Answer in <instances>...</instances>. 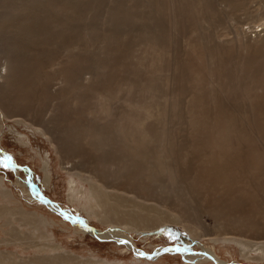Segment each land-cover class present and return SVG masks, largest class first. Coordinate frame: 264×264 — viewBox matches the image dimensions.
<instances>
[{
  "label": "bare ground",
  "instance_id": "6f19581e",
  "mask_svg": "<svg viewBox=\"0 0 264 264\" xmlns=\"http://www.w3.org/2000/svg\"><path fill=\"white\" fill-rule=\"evenodd\" d=\"M103 1L0 0V108L6 114L14 112L11 117L27 122L30 120L19 113H29L30 107L37 100L46 103L45 114L50 111L51 115H44L41 124L31 123L35 129L50 136L59 147H62L59 142L62 143L65 147L61 148L62 154L70 159L67 161L72 162L71 166L65 167L75 177L70 181L72 191L75 193L79 187L77 182L83 185L88 182L89 207L95 210L96 215H102L104 220H110L115 206L110 203L111 198L103 194L105 185L114 189L119 184L121 187L133 185L135 188L152 187L155 191H164L176 183L173 179L176 173L175 160H170V165L162 163L168 158L163 146L165 134L173 126L172 120H176L172 119L165 129H158L156 126L154 128L158 130L146 129L140 111L133 113L128 108L131 101L141 103V95L131 97V101L127 98L116 100L112 90L113 78L118 77L116 74L104 69L101 70V75L92 73L91 77L86 76L88 74L85 73V68L88 63L124 65L136 58L134 53L127 54L124 51V48H130L131 42L122 41L121 37L137 33L131 32L130 26L126 25L129 14L127 3L122 0L121 3H118L120 0L104 1L103 20L107 27H99L97 24L86 27L85 41L80 43L81 36L74 32L73 26L84 20L86 11L92 8L94 10ZM135 1L149 12L158 11L160 21L176 19L178 0ZM222 2H226L228 6L239 3L238 0ZM192 6L217 12L211 0H179V9L182 11L189 10ZM261 11L264 12V4ZM184 20L191 23L192 31L200 34L201 23L198 18L190 14L184 16ZM163 27L165 26L161 23L153 25L149 17L141 18L140 31L149 34L151 42L158 35L167 36L176 32L174 25H169L165 32H157ZM121 28L126 30L121 32ZM250 30L256 38L264 36L263 26ZM206 37L209 39L207 35ZM109 49H114L113 61L107 57ZM56 50L60 51L58 57L54 55ZM217 52L220 58L225 59L226 54L222 49ZM206 56L207 61L215 65L214 71L220 79H227V66L217 64L211 53L206 52ZM179 57L182 60H177ZM190 59L200 61L202 54L193 56L192 52H182L177 57L168 55L165 60L166 74L163 75L165 92L154 87L153 95L160 99L170 94L171 110L176 111V116L180 120H188L190 116L192 126L200 124L202 127L203 137L201 141L197 140L203 148L208 149L205 160L210 161L183 175V178L191 180L193 186L188 191L187 198L198 204L202 213L192 215L182 201H165L180 214L179 217L168 214L158 203L154 206L136 203L141 213L130 214L127 219L133 221L132 226L135 228H150L167 220L183 221L193 217L198 220L194 234L201 236L206 231L200 220L202 215H216L217 224L232 236L224 240L237 241L247 256L251 255L252 250L262 256L264 192L260 197L251 182H264V59L252 62L245 69H236L240 77L261 81L255 88V95L248 98L249 105L237 106H232L233 97L226 93V86L222 81L215 85L213 95L209 98L201 82L208 70L205 66H189ZM135 67L136 63L132 65V68ZM97 68V65L93 67ZM58 83L60 86L56 87ZM234 96L247 101V96L241 93L235 92ZM234 108L245 110L243 113H246V119L240 114H232ZM197 114L206 120H198ZM234 140L237 141L235 146ZM116 152L117 157L111 160ZM217 154L222 160H217ZM0 155H4L1 149ZM87 164L95 165V170L99 172L96 182L91 181L95 177L86 174L83 169ZM48 166L45 161L43 168L46 182L50 180ZM11 198L10 190L0 185V244L23 245L27 252L36 249L41 254L22 257L13 249L0 248V264H107L92 258H76L63 251L42 234V224L53 223L37 217L34 212L29 213L21 207L11 206L7 202ZM48 205L51 207V204ZM55 210L61 211L56 206ZM83 225L87 231L101 237L123 241L127 236L115 229L109 228L102 232L92 229L86 222ZM250 233L259 237H255L253 241ZM204 249L201 252L203 257L214 259L217 263L221 261L216 259L218 257L214 251Z\"/></svg>",
  "mask_w": 264,
  "mask_h": 264
},
{
  "label": "rangeland",
  "instance_id": "374dc122",
  "mask_svg": "<svg viewBox=\"0 0 264 264\" xmlns=\"http://www.w3.org/2000/svg\"><path fill=\"white\" fill-rule=\"evenodd\" d=\"M104 1L106 2V0ZM104 1L101 5L94 7V10L92 8V10L86 11L84 20L73 26L74 32L81 36L80 43L85 41L86 27L96 24L99 27L106 26L103 20ZM122 1L127 3L126 8L129 14L126 25L130 26L131 32L137 34L121 38H123L122 41L131 42L130 48H124V51L127 54L134 53L135 60L124 65H109L107 63L99 65L91 62L87 64L85 73L88 74L86 76L91 77L92 73L101 75V70L105 69L116 74L118 77H114L112 82L113 96L116 100L127 98L131 101V97L141 95L143 101L141 103L131 101L128 108L133 113L140 111L146 129L156 130L155 126L158 129H165L172 119L176 120V122L172 120L173 126L165 134L163 146L168 158L162 161L163 164L170 165V160H175L176 173L173 179L176 180V183L164 191H155L152 187L135 188L133 185H124L123 183L125 187L116 184L117 189L105 185L103 194L111 198L110 203L114 204L115 210L112 211L110 220H104L102 215H96L95 210L89 207L90 185L88 182L84 185L77 182L79 187L76 188L75 193L72 191L70 181L75 177L73 172L65 168L71 166L72 162L67 161L70 159L62 154L61 148H65L62 143L59 142L62 146L59 147L50 136L35 129L31 123L41 124L44 115L45 117L51 115L50 111L45 114L46 103L43 100H37L30 107L29 113H19L30 120L27 122L20 121L15 116L11 117L10 115L14 112L6 114L0 108V149L4 154L0 155V185L4 189L10 190L12 198L7 202L15 208L21 207L29 213H36L37 217L52 222L53 225L47 222L42 224L43 236L76 258H92L107 264H264V255L262 258L259 253L252 250L249 257L237 241L224 240V238H232V236L217 224L218 216L216 215H202L200 220L204 223L206 231H203L204 234L201 236L194 234L193 230L198 220L193 217L186 219L187 221L167 220L150 228H135L132 226L133 221L127 219L130 214L141 213H139L140 209L136 203H143L147 206H154L155 203H158L159 207L168 214L179 217L180 214L165 201H182L192 215L202 213V208L187 198L188 191L193 188L191 180L187 177L183 178L188 170L199 169L204 163L210 161L205 160L208 149L203 148L197 140L201 141L203 137L202 127L200 124L192 126L190 124L192 117L190 116L188 120L184 118L180 120L179 116H176V111L171 110V95L166 94L168 97L159 99L153 95L154 87L165 92L163 75L166 74L165 60L168 55L177 57L182 52H192L195 56L201 53L202 60L190 59L188 65L207 68L208 74L201 82L207 90L209 98L213 95L215 85L222 81L226 86V93L233 97L232 106L249 105L248 98L255 95V88L261 84V81L240 77L236 73V69H245L252 62L264 59V36L256 38L254 33L250 32V29L264 27V12L261 11L264 0H238V4L231 6L222 0H211L217 8L216 13L195 6L182 11L179 9L178 0L176 2V19L172 21L169 19L160 21L158 11L149 12L138 1ZM122 1L120 0L118 3ZM190 14L198 18L201 23L199 25L200 34L192 31L191 23L184 20V16ZM146 17L150 18L153 25L161 23L165 26L158 29L157 32H165L169 25H174L176 32L167 36L158 35L156 40L151 42L149 34H143L140 31L141 18ZM125 30V28L119 29L121 32ZM219 49L225 52V59L218 55ZM94 52L98 53V50ZM206 52L212 54L217 64L222 63L227 66L226 70L229 72L227 79H220L214 71L215 65L207 61ZM113 54L114 49H109L107 57L112 61ZM54 55L58 57L60 51L56 50ZM91 55L96 56L94 53ZM179 59L182 60L181 57L177 58V60ZM226 59L227 61H225ZM135 63L137 67L132 68ZM96 65L98 68L93 69ZM46 71L47 69H45ZM91 85L98 86L97 84ZM59 86L58 83L56 87ZM235 92L247 96V101L236 98ZM243 112L246 111L237 108L231 111L232 114H240L246 119V113ZM196 117L198 120H206L200 114H197ZM235 142L237 141H233L234 146ZM116 157L117 152L111 160ZM216 158L222 160L218 154ZM45 161L49 164V182L45 181L46 173L43 168ZM95 168V165L90 164L83 168L86 174L95 177L91 178L93 182H96L99 176V172ZM182 181H184L183 186L180 187ZM251 184L255 186L259 196L262 197L264 182L252 181ZM262 199L264 201V197ZM48 204H51V207ZM55 206L59 207L61 211L55 210ZM84 222L92 229L102 232L111 228L125 233L124 236L127 235L123 240L125 243L87 231L84 228ZM1 232L2 230H0V237ZM217 233L221 235L216 236ZM249 236L253 241L255 237H259L254 233H250ZM214 237L220 240H215ZM261 239L264 241V238ZM0 248L3 250L13 249L22 257L27 254H41L36 249L27 252L23 245L18 244H0ZM204 248L214 251L218 257L216 259L221 261L217 263L214 259L208 260L203 257L201 252L205 250Z\"/></svg>",
  "mask_w": 264,
  "mask_h": 264
},
{
  "label": "snow or ice",
  "instance_id": "6c2138e0",
  "mask_svg": "<svg viewBox=\"0 0 264 264\" xmlns=\"http://www.w3.org/2000/svg\"><path fill=\"white\" fill-rule=\"evenodd\" d=\"M121 243H125V241H121Z\"/></svg>",
  "mask_w": 264,
  "mask_h": 264
}]
</instances>
